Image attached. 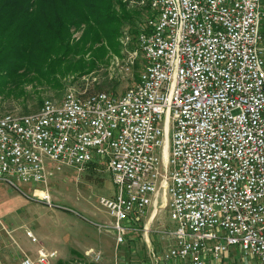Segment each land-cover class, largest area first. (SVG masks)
I'll return each mask as SVG.
<instances>
[{
    "label": "built area",
    "instance_id": "obj_1",
    "mask_svg": "<svg viewBox=\"0 0 264 264\" xmlns=\"http://www.w3.org/2000/svg\"><path fill=\"white\" fill-rule=\"evenodd\" d=\"M262 1L140 0L153 15L135 38L132 56L144 63L135 83L91 99L68 91L61 110L0 117V182L45 185L65 165L80 174L103 163L115 192L99 198L112 217L95 223L99 232L122 242L161 187L175 223L161 231L172 241L162 262L207 264L239 249L245 264H264ZM41 199L50 204L46 191Z\"/></svg>",
    "mask_w": 264,
    "mask_h": 264
},
{
    "label": "rangeland",
    "instance_id": "obj_2",
    "mask_svg": "<svg viewBox=\"0 0 264 264\" xmlns=\"http://www.w3.org/2000/svg\"><path fill=\"white\" fill-rule=\"evenodd\" d=\"M128 7L135 11L133 14L135 23L142 21L138 25L139 28L153 15L147 2L142 4L133 2ZM260 31L264 47V20H261ZM81 32L82 27L75 29L72 38L76 40ZM135 38L136 36L130 34L129 38L125 37L124 43L123 33L120 34L116 45L119 50L115 51L109 47L104 60L94 69L82 73H66L62 77L58 75L53 83L47 79H37L31 83L21 84L18 89L7 83L5 88L0 89V113H31L38 110L45 100L61 101L65 93L73 89L79 91L87 88L88 92L90 90L122 94L135 83L144 66L143 57L138 53L129 72L125 73L121 68L124 48L130 51L137 49ZM88 56L89 54L86 58ZM0 85L3 86V83ZM8 87H12L11 90ZM16 187L18 189L0 182V264H20L24 256L35 253L40 246L56 249L59 257L67 261L76 258L71 251L72 247L90 246L93 250L101 251L102 258L99 264H119L125 234L123 241L118 242L114 232H99L95 225L107 224L112 220L108 211L98 203L101 196H112L115 191L104 165L94 167L90 165L81 174L65 165L58 173L54 172L45 185L33 186L17 182ZM44 191L50 195V204L41 199ZM168 198H171L169 194ZM166 210L158 212L153 227L165 226L168 229L173 227L174 222L167 218ZM27 231L32 233L35 240L27 235ZM140 234V262L153 264L143 234ZM246 262L247 259L239 249H231L214 264ZM157 264L168 263L159 261Z\"/></svg>",
    "mask_w": 264,
    "mask_h": 264
},
{
    "label": "trees",
    "instance_id": "obj_3",
    "mask_svg": "<svg viewBox=\"0 0 264 264\" xmlns=\"http://www.w3.org/2000/svg\"><path fill=\"white\" fill-rule=\"evenodd\" d=\"M130 1L140 0H0V89L37 79L53 83L58 75L94 69L109 47L119 50L120 34L137 35L142 21L135 23ZM81 27L74 40V30ZM74 255L82 264H95Z\"/></svg>",
    "mask_w": 264,
    "mask_h": 264
},
{
    "label": "crops",
    "instance_id": "obj_4",
    "mask_svg": "<svg viewBox=\"0 0 264 264\" xmlns=\"http://www.w3.org/2000/svg\"><path fill=\"white\" fill-rule=\"evenodd\" d=\"M96 165H104L103 163H95ZM92 167V166H91ZM94 167V166H93ZM58 173V171H57ZM109 173V172H108ZM81 174V173H80ZM110 175V174H109ZM47 183V182H46ZM34 186V185H33ZM115 192V191H114ZM114 195V193H113ZM112 195V196H113ZM110 197V196H106ZM170 198H168V191L165 188H161L159 190V194L157 197L151 198V204L147 207L146 214L140 219H133L130 223H126V226L129 227L127 231L125 232V241L123 242L122 246V252L120 253L119 257V264H142L140 262L141 259H139L141 247H140V241H141V234H143L144 241L146 243L147 250H149L148 255L150 257V260L153 264H157L159 261H161L160 257L164 253V251L167 249L169 244L172 242L170 238L167 236L161 234V231H170L175 227V223H173V227L168 229L165 226H158L153 227V222L156 219V216L159 211H162L163 209H167V218H170L169 215V204ZM143 222V223H142ZM140 231V232H138ZM72 247L73 254L78 253L81 255L85 260L89 262H93L95 264H99V261H93L91 259L90 254L93 250L89 247ZM89 248V249H87ZM78 249V250H77ZM80 250V251H79ZM48 251H56L57 257L52 261V264H56L57 261H67L63 258L59 257L58 251L56 249H47L42 246L38 247L33 254H29L27 256L35 259L38 257L41 253H45ZM100 251V250H98ZM101 252V251H100ZM132 253V254H131ZM86 255V256H85ZM102 258V256H101ZM75 262L77 264H82L79 258H75L74 260H68ZM213 261H208L207 264H214Z\"/></svg>",
    "mask_w": 264,
    "mask_h": 264
},
{
    "label": "bare ground",
    "instance_id": "obj_5",
    "mask_svg": "<svg viewBox=\"0 0 264 264\" xmlns=\"http://www.w3.org/2000/svg\"><path fill=\"white\" fill-rule=\"evenodd\" d=\"M145 1H153V0H145ZM262 10H263V1H262ZM125 37L129 38V32L128 31H124V33H123V39H124L123 42L124 43H126ZM124 45L126 46V44H124ZM136 58H137V56H132V50L130 51L126 47L124 48L123 53H122L121 68H122V70L124 69L126 71H123V72L127 73L132 69V67L135 64ZM73 91H78V90L73 89ZM103 92H106V91L88 92L87 88H84L82 90H79L78 99L96 98V97H98V94L103 93ZM64 96H63L62 100H64ZM59 102L60 101L56 102V101H51V100H45L42 103V105L40 106V108L38 110L34 111V114H41L42 107H44V105L54 106V110H61V103H59ZM11 116H26V114H13V113L1 114L0 113V117H11Z\"/></svg>",
    "mask_w": 264,
    "mask_h": 264
}]
</instances>
